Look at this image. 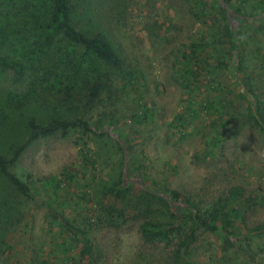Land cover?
<instances>
[{"label": "rangeland", "instance_id": "rangeland-1", "mask_svg": "<svg viewBox=\"0 0 264 264\" xmlns=\"http://www.w3.org/2000/svg\"><path fill=\"white\" fill-rule=\"evenodd\" d=\"M74 24L105 34L121 68L100 67L102 101L87 108L39 91L30 109L41 123L60 114L103 135L30 145L10 171L33 199L0 178V264H264V131L254 121L264 125V0H78ZM193 45L201 69L185 79L180 58ZM32 77L0 72V104ZM1 130L5 154L27 137L18 117ZM50 180L63 182L57 193ZM230 207L240 218H219L218 232L193 224L192 212L210 221ZM144 223L170 228L168 241H145ZM83 239L91 252L81 258Z\"/></svg>", "mask_w": 264, "mask_h": 264}, {"label": "trees", "instance_id": "trees-1", "mask_svg": "<svg viewBox=\"0 0 264 264\" xmlns=\"http://www.w3.org/2000/svg\"><path fill=\"white\" fill-rule=\"evenodd\" d=\"M220 1L227 5L231 0ZM77 6L78 0H0V72H10L15 82L22 81L30 72L33 74V80L29 82L25 92H6L0 104V143L7 139L6 132L1 128L14 122L17 117L27 129V137L23 141H13L8 145V154L3 152L5 147H0V178L25 198L33 199L29 185L11 173L10 169L36 140L57 133L66 137L74 130L95 136L103 135V131H98L80 118L68 119L55 114L45 123L39 122L36 116L37 107L34 111L30 109L31 103L39 97V91L47 99L53 97L68 105L74 101L85 100L83 107L87 108L96 101H102L100 97L106 86L102 82L100 67L120 69L122 66L120 56L105 34L97 32L90 36L76 28L74 17ZM78 49H82L79 54ZM3 50L9 51L11 55L2 54ZM201 53L203 50L198 45H193L189 53L182 54L180 62L186 71L185 79L186 75L201 69L198 65ZM65 67H70L68 72ZM111 91L109 88L107 99L111 98ZM254 121L264 131V125L256 118ZM67 180L73 182L75 178L69 176ZM62 184V181L50 180L44 182V187L57 193ZM109 193L117 196V187H112ZM172 195L174 202L180 198L177 193ZM8 204V198L0 189V215ZM192 213L193 216L190 217L196 228L204 227L212 232L221 230L217 225L219 218L225 226L231 220L240 218L237 210L231 207L222 213L214 212L210 221L198 216L197 211ZM1 219L0 216V226L3 223ZM54 219L61 225H66L62 216L56 215ZM68 229L72 231V228ZM141 231L147 242L155 239L168 241L167 233L170 228L144 223ZM82 241L85 247L81 258L91 252L86 241Z\"/></svg>", "mask_w": 264, "mask_h": 264}]
</instances>
